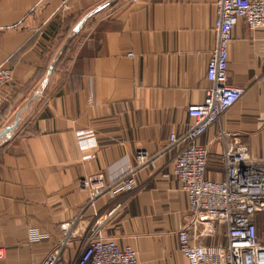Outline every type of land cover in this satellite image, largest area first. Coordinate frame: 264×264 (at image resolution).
Here are the masks:
<instances>
[{
    "label": "crops",
    "instance_id": "1",
    "mask_svg": "<svg viewBox=\"0 0 264 264\" xmlns=\"http://www.w3.org/2000/svg\"><path fill=\"white\" fill-rule=\"evenodd\" d=\"M214 4L0 0V70L11 72L0 86V132L30 103L0 143V264H40L60 245V226L74 220L66 257L99 221L107 238L136 251L138 264H188L177 245L190 222L172 172L177 148L164 149L172 132L186 131V108L209 87ZM227 51L228 84L244 93L200 138L209 152L205 178L215 182L225 178L220 131L264 160V32L240 20ZM77 132H91L97 146L81 151ZM139 155L137 188L88 207L80 182L117 176ZM221 232L201 241H223Z\"/></svg>",
    "mask_w": 264,
    "mask_h": 264
},
{
    "label": "built area",
    "instance_id": "2",
    "mask_svg": "<svg viewBox=\"0 0 264 264\" xmlns=\"http://www.w3.org/2000/svg\"><path fill=\"white\" fill-rule=\"evenodd\" d=\"M240 20L249 30L264 32V0H215L212 25L215 46L205 73L209 87L202 102L186 108L192 121L186 131L181 135L172 132L164 149L177 148L172 172L187 197L190 214L188 225L177 233V245L188 264H264V245L256 226L257 215H264V160L253 159L237 134L220 131L217 139L222 146L220 160L225 178L210 181L205 178L208 147L200 144L206 131L244 93L243 88L228 84L227 71L228 44ZM10 79V70H0V86ZM76 138L81 151L97 146L91 132H77ZM83 159L90 161L93 156ZM136 162L126 165L117 176L106 178L97 174L82 180L80 185L90 192L87 206L104 195L118 197L132 193L138 186L136 176L145 157L137 156ZM75 224L76 220L60 226V245L40 264H138L136 251L130 245L120 246L107 238L99 221L83 236L73 255L66 257L67 251L72 250ZM219 229L223 241L210 245L201 241L217 237ZM32 237L42 238L36 234ZM3 255L0 250V259Z\"/></svg>",
    "mask_w": 264,
    "mask_h": 264
},
{
    "label": "water",
    "instance_id": "3",
    "mask_svg": "<svg viewBox=\"0 0 264 264\" xmlns=\"http://www.w3.org/2000/svg\"><path fill=\"white\" fill-rule=\"evenodd\" d=\"M29 105H30V103L27 104L26 108H28ZM26 108H25V109H26ZM25 109H23L22 111H20V112L16 115L15 120H14V123H13L11 126L6 127L4 130H2V132H0V143L4 140V138H9L11 132L17 128V126H18V124H19V116H20V114H21Z\"/></svg>",
    "mask_w": 264,
    "mask_h": 264
},
{
    "label": "rangeland",
    "instance_id": "4",
    "mask_svg": "<svg viewBox=\"0 0 264 264\" xmlns=\"http://www.w3.org/2000/svg\"><path fill=\"white\" fill-rule=\"evenodd\" d=\"M258 237H259L260 243L264 245V225L259 226Z\"/></svg>",
    "mask_w": 264,
    "mask_h": 264
}]
</instances>
